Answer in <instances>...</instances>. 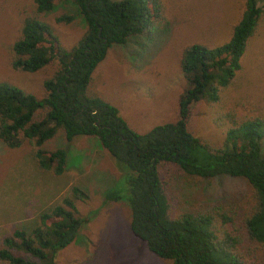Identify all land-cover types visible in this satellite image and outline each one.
<instances>
[{
	"label": "trees",
	"instance_id": "16d2710c",
	"mask_svg": "<svg viewBox=\"0 0 264 264\" xmlns=\"http://www.w3.org/2000/svg\"><path fill=\"white\" fill-rule=\"evenodd\" d=\"M34 2L37 14L54 12L57 3L71 4L76 12H65L55 22L80 17L85 30L76 44L65 48L46 21L36 15L22 20L9 46L11 66L26 72L55 68L43 78L40 98L0 81V141L9 148L29 142L39 168L59 176L67 151L47 150L45 142L59 133L66 142L78 136L97 139L121 181L102 194L103 204L124 202L133 236L171 264H247L246 258L255 254L264 259L259 255L264 252V118L231 119L218 147L194 136L187 124L194 104L217 101L220 89L237 77L247 39L264 16V0H243V12L222 44L182 48L179 70L185 83L177 116L144 133L135 132L115 106L92 90V73L110 46H122L164 19L162 0ZM169 164L194 179L241 178L247 194L206 209H176L160 175ZM85 197L72 186L67 198L41 211L33 226L16 227L3 236L0 264H53L56 252L73 242L97 212L79 213L76 200Z\"/></svg>",
	"mask_w": 264,
	"mask_h": 264
},
{
	"label": "rangeland",
	"instance_id": "374dc122",
	"mask_svg": "<svg viewBox=\"0 0 264 264\" xmlns=\"http://www.w3.org/2000/svg\"><path fill=\"white\" fill-rule=\"evenodd\" d=\"M164 19L153 28L112 45L92 73L91 88L115 106L119 116L135 132L174 121L185 80L179 70L180 52L194 43L209 47L225 42L243 12V0H162ZM75 8L57 3L54 12L36 13L34 0H0V81L42 97V80L53 68L26 72L11 66L9 46L22 20L38 16L50 24L60 45L69 48L80 39L85 25L80 17L57 24L55 18ZM264 118V16L247 39L241 69L235 80L220 89L217 101L194 104L188 130L212 146H220L231 119ZM47 150L64 148L66 168L56 176L39 168L34 147L25 141L9 148L0 141V240L16 227L33 226L43 210L58 205L76 186L86 197L76 200L82 216L97 209L78 236L56 252L53 264H171L156 257L130 231L129 210L124 202L103 204L102 194L120 179L113 160L97 139L78 136L70 142L61 133L43 145ZM172 205L179 210L206 209L247 194L241 178L217 176L194 179L173 165L160 171ZM117 186V187H118ZM119 189V187H118ZM125 201V200H124ZM259 252V255H264ZM247 264L264 259L247 257Z\"/></svg>",
	"mask_w": 264,
	"mask_h": 264
}]
</instances>
